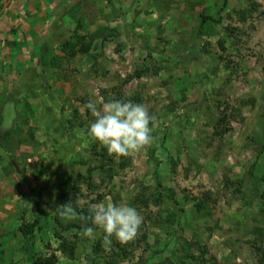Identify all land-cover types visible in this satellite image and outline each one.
<instances>
[{
	"label": "rangeland",
	"instance_id": "374dc122",
	"mask_svg": "<svg viewBox=\"0 0 264 264\" xmlns=\"http://www.w3.org/2000/svg\"><path fill=\"white\" fill-rule=\"evenodd\" d=\"M223 3L169 0L145 14L140 4L123 20L118 9L90 5L79 21L65 14L57 36L31 37L9 16L23 33L5 44V101L17 118L0 130V264L34 255L56 264H261L264 0ZM105 26L111 34L91 54L62 52L76 34L93 44ZM40 56L43 80L32 85L19 76ZM114 100L147 107L153 140L143 151L109 155L89 137L86 104ZM67 203L90 219L99 205L131 206L142 223L109 247L95 226L91 237L61 239L53 218Z\"/></svg>",
	"mask_w": 264,
	"mask_h": 264
},
{
	"label": "clouds",
	"instance_id": "9594fccd",
	"mask_svg": "<svg viewBox=\"0 0 264 264\" xmlns=\"http://www.w3.org/2000/svg\"><path fill=\"white\" fill-rule=\"evenodd\" d=\"M86 108L95 118L89 125L88 135L106 148L109 155L129 156L152 143V117L145 105L114 100L98 109L96 102L89 101ZM57 210L66 221L76 219V213L68 203ZM91 211L92 224L102 231L106 247L111 246L113 237L121 244L132 240L142 223L139 213L131 206L108 203ZM84 234L95 235L94 228H85Z\"/></svg>",
	"mask_w": 264,
	"mask_h": 264
},
{
	"label": "crops",
	"instance_id": "0c3cea01",
	"mask_svg": "<svg viewBox=\"0 0 264 264\" xmlns=\"http://www.w3.org/2000/svg\"><path fill=\"white\" fill-rule=\"evenodd\" d=\"M19 1L20 0H9V1L1 0L0 2V130L3 135H5L6 132H10V130L13 129V128H5V127H11V125L15 123L16 121L15 119L17 118V112L15 110L16 106L14 102L7 104V102L11 101L12 98H9V94L7 95V97H5V60L7 63L10 62L9 61L10 53L8 54V59L5 58V55H7L5 51V44L10 43L13 37L16 36L15 31L16 34L21 35L23 33L21 32V30L18 29L20 23L30 28L28 29V31L31 37L40 36L45 33H47V35L57 36L63 31L62 28H59V24H61V20H63V16L65 14L71 15L74 13L76 14V20L79 21L80 20L79 14L85 12V6L89 7L90 5L92 6L102 5L101 7H103V5L105 4L109 5L110 6L109 13L112 14L115 10L118 9L120 13L119 18L120 20H123L125 17L121 16V14L132 12L133 11L132 7L136 5L142 4V6H147V8H145L144 10L142 9L143 14H145L144 11H146V9H151L152 11H154V13H157L158 8L161 9L162 5L169 3V0H21V2ZM115 5L116 7L112 8ZM20 10H22V13ZM18 11L21 14L25 15L23 19H19L16 17L14 19L13 14ZM31 11H32V15L28 16L29 12ZM115 15L116 13H114V16ZM9 16L12 17V21L14 22L17 21L19 22V24L13 25L11 23ZM78 29L79 28L76 26L75 30ZM107 29H109L107 26L101 28V30H107ZM101 30L99 29V31ZM19 58L21 59V57ZM40 59L41 56L37 59V61L31 58H27L26 67L22 69L21 75L19 77L22 78V80L27 78L32 85H35L37 83L41 84V81L43 80L42 77L40 76L41 74H38L39 75L38 78H36L35 76L37 74L36 73L37 70L41 71L42 65H44L43 61H41ZM29 61H32V63ZM36 89H34L35 90L34 94L32 93V96L34 97L36 96L37 91L40 90V87L39 89L37 90ZM6 99L7 102L5 101ZM18 99H22V98H18ZM7 109H11L14 113L13 115L14 120L12 122L5 121V117L7 116L5 110Z\"/></svg>",
	"mask_w": 264,
	"mask_h": 264
},
{
	"label": "trees",
	"instance_id": "16d2710c",
	"mask_svg": "<svg viewBox=\"0 0 264 264\" xmlns=\"http://www.w3.org/2000/svg\"><path fill=\"white\" fill-rule=\"evenodd\" d=\"M228 1L229 0H224V3L222 5V10H224L228 6ZM221 10V11H222ZM210 18H204V22L207 21ZM80 28V26H77ZM111 33L108 32V30H101L94 36H92V41L94 42L93 44L91 43H85L83 42L84 38L81 36H78V34L75 35V38L73 41H69L65 43L61 50L62 52L66 53L69 52L71 57H75L78 54H83V55H89L93 52L94 50V44L95 46L103 43L107 38H109V35ZM81 175H79L80 177ZM230 186V183H228ZM75 213H76V219L72 221H66L62 219L58 212L56 213L55 217L53 218L55 226L58 228L61 236H58L62 239V235L69 233L71 231H80L84 232V229L87 227H93L94 225L92 224L91 219L88 217L87 214L85 213H80L78 210L73 208ZM35 229V224L28 225L24 229H22V233L25 236L33 234ZM62 245H66L64 242ZM68 247V246H67ZM258 253L260 255L259 262L261 264H264V246H261L258 248ZM29 264H56V258L55 256H30L29 257Z\"/></svg>",
	"mask_w": 264,
	"mask_h": 264
}]
</instances>
